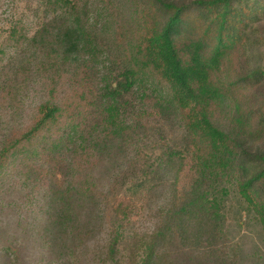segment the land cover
I'll list each match as a JSON object with an SVG mask.
<instances>
[{
	"label": "rangeland",
	"instance_id": "obj_1",
	"mask_svg": "<svg viewBox=\"0 0 264 264\" xmlns=\"http://www.w3.org/2000/svg\"><path fill=\"white\" fill-rule=\"evenodd\" d=\"M146 1L77 0L101 47L102 55L92 58L84 51L63 52L56 40L65 19L47 0H0V264L144 263L143 243L157 229L175 188L170 171H148L168 144L183 146L185 127L179 119L147 117L128 142L100 148L91 142L71 146L64 132L76 124L80 133L98 137L105 62L120 58L137 39ZM259 27L260 36L264 20ZM261 38L262 46L253 42L251 66L264 59ZM48 103L62 108L57 121L29 135ZM86 185L91 193L76 195ZM68 187L75 192L77 222L60 227L51 219ZM230 187L218 258L223 264H264L258 214ZM116 239L112 256L108 250ZM205 247L170 241L154 264H210Z\"/></svg>",
	"mask_w": 264,
	"mask_h": 264
},
{
	"label": "trees",
	"instance_id": "obj_2",
	"mask_svg": "<svg viewBox=\"0 0 264 264\" xmlns=\"http://www.w3.org/2000/svg\"><path fill=\"white\" fill-rule=\"evenodd\" d=\"M47 1L65 19L56 40L63 52L102 55L77 0ZM141 17V32L120 57L123 61L117 57L105 62L98 137L71 124L65 141L80 148L87 142L97 148L124 144L147 117L179 119L185 143L177 148L168 144L148 171H170L175 188L157 229L143 243V264H154L162 245L177 239L207 246L210 264H223L217 250L230 186L258 214L264 231V149L259 147L264 142V59L250 63L253 42L264 37L258 35L264 0H147ZM61 112L56 103L44 105L29 135L56 122ZM63 144L57 141L54 148ZM77 189L79 196L91 193L89 185ZM74 193L68 187L61 194L63 201L51 219L60 227L77 222ZM108 252L116 255L118 239Z\"/></svg>",
	"mask_w": 264,
	"mask_h": 264
}]
</instances>
